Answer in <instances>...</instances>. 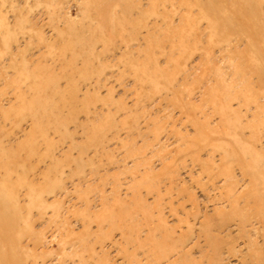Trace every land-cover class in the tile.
I'll return each mask as SVG.
<instances>
[{"label": "rangeland", "instance_id": "rangeland-1", "mask_svg": "<svg viewBox=\"0 0 264 264\" xmlns=\"http://www.w3.org/2000/svg\"><path fill=\"white\" fill-rule=\"evenodd\" d=\"M263 218L264 0H0V264H264Z\"/></svg>", "mask_w": 264, "mask_h": 264}, {"label": "bare ground", "instance_id": "bare-ground-1", "mask_svg": "<svg viewBox=\"0 0 264 264\" xmlns=\"http://www.w3.org/2000/svg\"><path fill=\"white\" fill-rule=\"evenodd\" d=\"M264 219V218H263ZM248 242H249V240H248Z\"/></svg>", "mask_w": 264, "mask_h": 264}]
</instances>
